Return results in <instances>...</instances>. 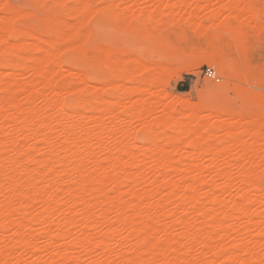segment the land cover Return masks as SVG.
Masks as SVG:
<instances>
[{"label":"bare ground","instance_id":"6f19581e","mask_svg":"<svg viewBox=\"0 0 264 264\" xmlns=\"http://www.w3.org/2000/svg\"><path fill=\"white\" fill-rule=\"evenodd\" d=\"M126 1L0 5V264H264V198L252 199L249 189L264 168V92L241 88L264 77L245 58L243 32L247 24L263 30L256 20L264 12L253 0H233L231 8L250 19L207 24L199 10L185 13L183 0H150L128 17L134 33L151 39L183 25L179 40L197 43L172 55L182 64L197 59V68L211 61L225 77L218 88L205 85L219 102L175 97L143 128L146 139L137 146L139 134L110 122L120 107L137 118L152 114L151 100L142 97L152 82L138 79L133 87L126 78L113 102L109 85L82 74L83 56L87 68L100 63L107 75L117 57L109 45L84 48L83 18L98 7V17L112 21ZM230 95L240 100L234 113L224 102ZM225 144L239 148L234 164L222 163ZM207 157L235 167L237 176L206 166ZM236 181L246 189L240 202L226 198Z\"/></svg>","mask_w":264,"mask_h":264},{"label":"rangeland","instance_id":"374dc122","mask_svg":"<svg viewBox=\"0 0 264 264\" xmlns=\"http://www.w3.org/2000/svg\"><path fill=\"white\" fill-rule=\"evenodd\" d=\"M3 1H5V2H3ZM150 2H151L150 0H127L123 5H121L119 7L118 11L120 13V16L115 18V19H111L113 22L108 21V20H105L106 21L105 22L104 20H101L99 18L101 16L99 12H101V9H102L99 6L101 9L99 10L98 7L95 9L96 14L92 19L83 18L84 26L82 27V30H81V32H83L82 33V38H83L82 42L84 44L85 49H89L88 48L89 45H90L89 47H92V46H98V45L104 44V45H109L117 53V57H115L112 60L113 61L112 62V68H111V72L109 73L110 75H107L104 73V70H103V68H101L100 63H96V65H94L93 68H89V67L87 68L86 67V64H87L86 56H83V59H82L83 60L82 74L84 73L83 77L88 83L99 84V85H100V83H103V84H105L106 88L108 87V85L110 86L109 90L112 88L111 90H113V91L108 92V94L110 96V97L108 96L109 97L108 100H112L113 102H114V100H117L116 96H113L114 95V89L117 88L118 86H120L119 84L123 85L126 78L131 80V82H132V84H130L131 86H133V85L135 86V83L138 82V79L143 81V79L145 78L144 81L146 79H148L149 81L146 80L147 82H152L153 87L152 86L147 87L148 85L143 86V87H147L148 89L145 90V93L142 96L145 100L149 99L148 102H150V100H151V103L153 104V109H154L152 114L137 118L134 115L133 116L132 115H124V114L120 113V111L122 112V107H120L119 110L117 111L118 115L115 116L110 122L111 128L115 127V128H118L119 130H122L123 132H128V135L129 136L131 135V137L132 136L135 137L136 135L139 134V136L137 138V143H136L137 146H139V145L143 146L144 145L143 142L145 141L146 138L144 135H141V133H142L141 131H143V128L148 125L149 121L150 122L156 121V119H155L156 117H158L157 119H159L161 116H163L164 115L163 111L167 110V108H170L173 106L175 97H182V98L187 99V100L190 99L194 105H197L200 103L201 104H207V105H214L215 102H219V100H221L220 99L221 97L212 95L209 91H207L205 89V85L211 84L212 86L218 88L225 81V77L218 70V68H216L214 66V64L211 61H206L204 63V65H200L197 68V65H198L197 59L192 58V59H190V61H188L189 64H186V62H183V64H182V62L177 61L176 55H172L174 53L178 54L181 50H187L189 47L192 46L193 43H197L196 39H191L189 41L188 45H186L185 43H183L179 40V37L183 34V32H182L183 31L182 29H184L183 25H181L179 27L177 26V28L173 27V28L168 29L167 31H165L163 33L162 37L158 38V39H151V38H148L147 36L138 35L132 31L131 27L133 26V23H129L128 17L130 16L129 18H131V16H133V14L138 12V10H140L141 8L148 7L151 4ZM183 2L185 3V7H182V10L185 11V13H186V11H188L190 13L193 10H199L200 17L203 16L207 20V24H211V23L227 24L228 23V24H232V25H234V24L238 25L240 22H243L250 17L249 14H243V13L240 14L236 10L234 11V9L231 8L232 4H234L233 0H183ZM5 3L17 5L20 8H26V6H27L26 0H2L0 5L2 6V4L4 5ZM253 5L256 9H258V11L264 12V6H263L261 0H253ZM181 14H183V13H181ZM98 15H100V16L98 17ZM126 15H127V18H126ZM187 15L188 14L185 15L186 17L184 15H182L181 17L182 18L185 17L187 19V17H188ZM207 16H208V18H207ZM213 16H215V18ZM260 16L261 17L257 18L256 22H259V23H261L262 26H264V24H263L264 15H260ZM181 17L178 18L179 21L180 20L182 21ZM233 18H235V19H233ZM84 19H85V22H84ZM186 19H183V22ZM86 20H88V21H86ZM120 21H122V22H120ZM126 22H127V24H126ZM224 22H227V23H224ZM251 24H252V22H251ZM95 25H97V26L95 27ZM249 25L247 24V26L245 25L243 27V32L244 31H245V33L247 32V34H245V33L244 34L248 35L247 36L248 37L247 43H246V50L248 49V51L245 55V58L250 62L251 66L253 67L252 68L253 71H255V69L257 71H262L263 75H264V70H263L264 69V29L261 30L260 25L257 26V29H260V31H261L260 32L258 30V33H257V29L250 27L251 25L250 26ZM103 26H105V27H103ZM98 27L101 29L103 28V32H101V31L99 32L100 29H98ZM95 29H98V30H95ZM85 32L88 33V35L86 34V36H87L86 38H85V34H84ZM181 32H182V34H180ZM254 34H256L258 37H256ZM260 34H261V36H260ZM127 35L128 36L131 35L130 38L127 37ZM132 35L134 38L132 37ZM137 39H140L141 41L138 40V42H134V41H137ZM143 41H145V42H143ZM166 50H168V51H166ZM162 51L165 54H161ZM174 56H175V58H174ZM117 58L119 60L121 58L122 59L119 61ZM173 60H175V61H173ZM195 61H196V63H194ZM130 62H132L135 65L134 68H130V67H133V64H131V66H130ZM175 62H177V63H175ZM115 63L117 66L115 65ZM119 63L121 64L122 68L120 67ZM186 65H188V66H186ZM164 66H166V68H163ZM179 66H180V68H179ZM185 66H186V68H185ZM209 66L216 69L217 74L221 79L219 83L211 81L205 77L204 70H205V68H207ZM255 66H256V68H255ZM187 68H189V71L187 70ZM130 70H131V72H130ZM132 70H134V71H132ZM122 72H123V75L121 74ZM124 72H125L126 76H124ZM133 72L134 73L136 72V73L133 75L132 74ZM137 73L139 75H137ZM64 76H65V80L71 79L70 75L68 73H66V75L64 74ZM139 76H142V79H140ZM252 78L255 79V81ZM153 80L156 83H153ZM256 80H257V82H256ZM250 82H251V84H246L247 86H244V84H243L241 87V85H240V87L242 88L243 91L247 92L249 90L248 92H250V91H256V92L259 91L262 93L264 92V91H261L262 89H264V77L262 78V80H260V77L257 75L252 76ZM255 82H256V84H255ZM154 84H155V86H154ZM261 84H262V86H261ZM99 85H98V87L103 89L104 85L103 86H99ZM112 85H115V87ZM130 85L128 84V86H130ZM248 85H249V87H248ZM231 89H232L231 94L235 95V94H233V93H235L233 91V88H231ZM104 90H105V88H104ZM137 97H139V96H137ZM210 97H211V99H210ZM86 98L87 97L85 95H83V100H86ZM106 98H107V96H106ZM137 99L138 98L133 99L132 102H135ZM237 100H236V97L231 98V95H230V97L228 96V98L224 101L225 105H226L227 109H229V111L234 113V112H237L239 110L238 107H240V106L238 104L240 103V100L239 101H237ZM124 102H125V100H124ZM234 104H236V105H234ZM125 106L127 107V105H125ZM152 119H155V120H152ZM220 135L222 136L223 134H220ZM119 136H120V134L118 135V137ZM225 147L229 148V152L222 159L223 160L222 163H225L223 165H226L227 163L234 164L235 163L234 155L239 150V148L230 147L228 144H225ZM205 159H206V161H205ZM205 159H204V161H205L204 163L206 166L215 165V164H209V163H211L210 162L211 159H209L208 157ZM219 161L221 162V159L218 161H215V162L218 163ZM261 166L262 165L260 164L256 169L258 170L259 167H261ZM215 167L218 168L217 169L218 172L220 170H222V169H219L220 167L226 171H228L229 169L231 170V168H232L231 171L229 170L230 178H235L237 176V172H238L237 170L238 169H235V167L230 168L227 166H221V164L219 165V167H218V165H215ZM212 168H214V166ZM217 170H213V171H217ZM257 170L255 172H257ZM259 171L257 173H259L260 177L258 175V179L259 178L260 179L257 181V179L254 178L257 176V173H255L256 176H255V174L253 176V178L255 180L252 178V180H254V182L252 183L253 186H251L249 188L252 199H255L254 197L258 198L259 196L261 198L262 197L264 198V192H263L264 191V168H263V166H262V168L259 169ZM213 173L215 174V172H213ZM213 173L211 174L212 176H214ZM256 182H258V187L256 186ZM231 186L232 187L230 189V194H229L230 196L228 195V196H226V198L229 197L228 199H233L236 202H240L241 200H240V198H238V196H239V194L241 195V193L243 194V192H245L244 190H246V189L243 190L244 186L241 183H239V181L233 182V184ZM241 186L243 188H240ZM253 187H255V188H253ZM256 188H258V190L260 188V190H259L260 192L258 190L253 191V189L256 190Z\"/></svg>","mask_w":264,"mask_h":264},{"label":"built area","instance_id":"2783aa9c","mask_svg":"<svg viewBox=\"0 0 264 264\" xmlns=\"http://www.w3.org/2000/svg\"><path fill=\"white\" fill-rule=\"evenodd\" d=\"M204 74L207 79L214 81L216 83H219L221 80L215 68H211V67L205 68Z\"/></svg>","mask_w":264,"mask_h":264},{"label":"snow or ice","instance_id":"6c2138e0","mask_svg":"<svg viewBox=\"0 0 264 264\" xmlns=\"http://www.w3.org/2000/svg\"><path fill=\"white\" fill-rule=\"evenodd\" d=\"M4 7H5V8H7L8 6H7V5H5ZM262 91H264V89H262Z\"/></svg>","mask_w":264,"mask_h":264}]
</instances>
